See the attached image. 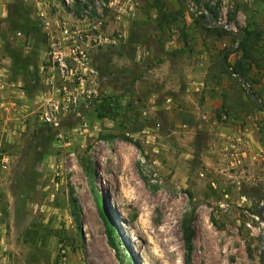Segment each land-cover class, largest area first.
<instances>
[{"label": "rangeland", "instance_id": "1", "mask_svg": "<svg viewBox=\"0 0 264 264\" xmlns=\"http://www.w3.org/2000/svg\"><path fill=\"white\" fill-rule=\"evenodd\" d=\"M202 2L0 0V264H264V0Z\"/></svg>", "mask_w": 264, "mask_h": 264}, {"label": "trees", "instance_id": "2", "mask_svg": "<svg viewBox=\"0 0 264 264\" xmlns=\"http://www.w3.org/2000/svg\"><path fill=\"white\" fill-rule=\"evenodd\" d=\"M159 0H156V2H158ZM189 2L191 4H193V6L195 7L196 11H198L199 8H203L205 11L203 13H200V25L205 29V24H207V22H209L211 19L217 18L216 13L214 12L213 9L210 8V6H208L207 4L203 3L202 0H189ZM231 52H227L224 55V59L226 58V56L228 54H230ZM222 65V64H221ZM230 69L232 72H234L238 79H241V81H244L247 83V74L246 72L241 68L240 65H236V66H230ZM224 68V67H223ZM229 73V72H228ZM231 74V73H229ZM102 109L107 112V114L109 115H114V112L117 111V104L116 101L113 97L111 98H106L103 100V105L101 106ZM257 212V211H256ZM260 215L263 214L262 210L258 211ZM191 232L187 233L185 235V246H186V261L187 263H190V252H191Z\"/></svg>", "mask_w": 264, "mask_h": 264}, {"label": "water", "instance_id": "3", "mask_svg": "<svg viewBox=\"0 0 264 264\" xmlns=\"http://www.w3.org/2000/svg\"><path fill=\"white\" fill-rule=\"evenodd\" d=\"M198 12H199V13H203L204 10H203V9H198ZM221 26H222V27H225L224 25H221ZM242 38H243V35H242L240 32L237 33V41H238V43L242 41ZM232 49H233V47L230 46V47H227V48H225L224 50H222L221 53L219 54V60H220V62H221V64H222V66L224 67V69H225L227 72L233 74L234 76H237L234 72L231 71L229 65L226 63V61H225V59H224V55H225L227 52L231 51ZM242 85H243V87H244V89H245V91H246V93H247V96H248L249 98H252L253 100H255L256 105H257V107H258L259 109L264 110V104L261 102V100H260L257 96L253 95V94L250 92L247 83L244 82V81H242ZM256 215L260 218V214H259L258 212L256 213Z\"/></svg>", "mask_w": 264, "mask_h": 264}, {"label": "built area", "instance_id": "4", "mask_svg": "<svg viewBox=\"0 0 264 264\" xmlns=\"http://www.w3.org/2000/svg\"><path fill=\"white\" fill-rule=\"evenodd\" d=\"M68 30H65V33H67ZM50 59H51V63L53 64V67L55 68V64L57 63L58 66H60V71L61 73L63 74V79L64 81H66V79L68 78L67 76H64V73L66 72V65H65V57L62 55L61 52L59 51H51L50 54ZM87 68H84V70H86ZM90 71V70H89ZM65 89V88H64ZM5 167V166H4ZM256 219V221L259 222V224L262 226V228L264 227V222H263V219H264V215H260V218L257 216V217H254ZM248 227H251V225L248 223L247 224Z\"/></svg>", "mask_w": 264, "mask_h": 264}]
</instances>
